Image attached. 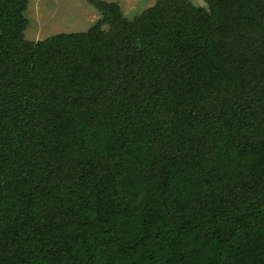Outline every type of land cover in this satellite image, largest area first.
Returning <instances> with one entry per match:
<instances>
[{
	"label": "trees",
	"instance_id": "1",
	"mask_svg": "<svg viewBox=\"0 0 264 264\" xmlns=\"http://www.w3.org/2000/svg\"><path fill=\"white\" fill-rule=\"evenodd\" d=\"M89 1L0 0V264H264V0Z\"/></svg>",
	"mask_w": 264,
	"mask_h": 264
},
{
	"label": "rangeland",
	"instance_id": "2",
	"mask_svg": "<svg viewBox=\"0 0 264 264\" xmlns=\"http://www.w3.org/2000/svg\"><path fill=\"white\" fill-rule=\"evenodd\" d=\"M105 1L117 3L123 16L131 20L155 0ZM189 1L205 6L204 0ZM23 15L27 19L24 39L29 41L43 40L60 33L85 32L101 18V13L89 0H27Z\"/></svg>",
	"mask_w": 264,
	"mask_h": 264
}]
</instances>
